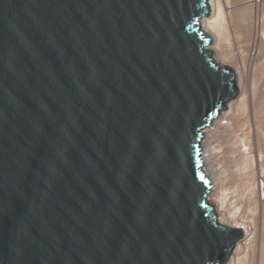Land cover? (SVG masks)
<instances>
[{"label":"water","instance_id":"water-1","mask_svg":"<svg viewBox=\"0 0 264 264\" xmlns=\"http://www.w3.org/2000/svg\"><path fill=\"white\" fill-rule=\"evenodd\" d=\"M208 0H0V264H223L202 130L235 97Z\"/></svg>","mask_w":264,"mask_h":264},{"label":"bare ground","instance_id":"bare-ground-1","mask_svg":"<svg viewBox=\"0 0 264 264\" xmlns=\"http://www.w3.org/2000/svg\"><path fill=\"white\" fill-rule=\"evenodd\" d=\"M258 2L208 0V15L199 20L198 26L204 36L214 39L204 49L212 53V64L232 69L225 66L230 45L236 44L243 53L248 50L251 15L255 39L250 43L254 53L249 50L248 57L258 59L262 54L255 52L264 51V15L257 11ZM242 52L237 51L236 55ZM253 70L254 76H248L250 80L248 72L242 78L240 71L238 74L233 70L236 99L229 100L225 109L202 130L200 140L203 171L210 187L206 204L212 207L217 224L244 236L234 245L235 257L230 259L233 249L227 264H264V199L260 198L261 192L264 194V64H255ZM238 211L246 216L235 217Z\"/></svg>","mask_w":264,"mask_h":264},{"label":"rangeland","instance_id":"rangeland-1","mask_svg":"<svg viewBox=\"0 0 264 264\" xmlns=\"http://www.w3.org/2000/svg\"><path fill=\"white\" fill-rule=\"evenodd\" d=\"M226 11H228V10H226ZM231 29H233V28H231ZM250 34H251V42L249 41V46L248 47H246V49H248L247 51H244V53L242 52V50H239L238 49V47H236L237 45L235 44L234 46L231 44L230 45V49L228 50L229 52H228V56H230L228 59V61H227V63L225 64V66H227V67H231L233 70H235L237 73L240 71V76L242 77V78H246V73L248 72V75H247V78H249V77H252V75L255 73V72H253V74H252V72L251 71H254L253 69H254V66H255V64L256 65H259L260 63H262V64H264V51H255L256 52V54L259 52V53H262V54H260V56H259V60L256 58H254V57H248L249 56V50H251V54H253L254 53V50H253V48L252 47H250V43H252V41L255 39L254 37H255V34H254V30H253V17L251 16V32H250ZM252 36H254V37H252ZM210 37V36H209ZM211 39V43L212 42H214V39L211 37L210 38ZM253 39V40H252ZM210 43V44H211ZM232 46H233V48H232ZM235 47H236V50H235ZM237 51H239V53L238 54H241V52H242V55H236L237 54ZM253 51V52H252ZM248 52V53H247ZM210 53V57L212 56L213 57V55H212V53L211 52H209ZM235 53V54H234ZM214 54V53H213ZM235 55V56H234ZM211 57V58H212ZM261 57V58H260ZM238 59V61H236ZM248 59V60H247ZM253 61H252V60ZM246 60V61H245ZM257 60V61H256ZM213 61H214V59H213ZM232 61V62H231ZM259 61H261L260 63H258ZM214 62H216V60L214 61ZM218 62V61H217ZM216 62V63H217ZM231 62V63H230ZM237 62V63H236ZM254 62V63H253ZM240 63V64H239ZM251 63V64H250ZM219 64V63H218ZM246 64H248V65H246ZM220 65V64H219ZM244 65V66H243ZM222 66H224V64L222 65ZM238 67V68H237ZM249 67V68H248ZM251 67V68H250ZM241 68V69H240ZM242 68H244V69H242ZM245 70V71H244ZM250 70V71H249ZM242 71V72H241ZM244 72H245V74L246 75H244ZM250 72V73H249ZM239 74V73H238ZM252 74V75H251ZM243 75V76H242ZM249 76V77H248ZM254 76V75H253ZM249 80H250V78H249ZM238 97V96H237ZM234 99H236V97L234 98ZM222 122H224V121H222ZM261 186V190H263V185L261 184L260 185ZM260 198H261V200L262 199H264V194L261 192V194H260ZM241 216H246V214H244V213H242V212H240V211H238L236 214H235V217H241ZM250 230V229H249ZM242 237H244L243 235H241V238H239V240H237V243H235L236 245L238 244V242H240V240H242ZM235 248H236V246H235ZM235 255V249H234V251H233V253L231 254V257H230V259L232 258V256L233 257H235L234 256ZM230 259H229V261H230ZM229 261L227 262V263H229ZM226 262H224L223 264H225ZM226 263V264H227Z\"/></svg>","mask_w":264,"mask_h":264},{"label":"built area","instance_id":"built-area-1","mask_svg":"<svg viewBox=\"0 0 264 264\" xmlns=\"http://www.w3.org/2000/svg\"><path fill=\"white\" fill-rule=\"evenodd\" d=\"M259 4H258V8H257V11H258V13H260V14H263L264 15V0L262 1V0H260V2H258ZM260 27H262V25L261 24H259V28ZM262 41H264V37H263V39H262Z\"/></svg>","mask_w":264,"mask_h":264},{"label":"crops","instance_id":"crops-1","mask_svg":"<svg viewBox=\"0 0 264 264\" xmlns=\"http://www.w3.org/2000/svg\"><path fill=\"white\" fill-rule=\"evenodd\" d=\"M251 13H252V9H251ZM252 16V15H251Z\"/></svg>","mask_w":264,"mask_h":264}]
</instances>
